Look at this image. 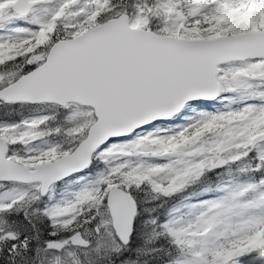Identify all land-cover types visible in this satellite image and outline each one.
I'll return each instance as SVG.
<instances>
[{"label": "snow or ice", "instance_id": "obj_1", "mask_svg": "<svg viewBox=\"0 0 264 264\" xmlns=\"http://www.w3.org/2000/svg\"><path fill=\"white\" fill-rule=\"evenodd\" d=\"M0 264H264V0H0Z\"/></svg>", "mask_w": 264, "mask_h": 264}]
</instances>
